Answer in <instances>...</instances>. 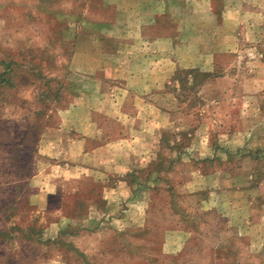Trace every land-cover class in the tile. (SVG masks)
<instances>
[{
	"label": "rangeland",
	"instance_id": "obj_1",
	"mask_svg": "<svg viewBox=\"0 0 264 264\" xmlns=\"http://www.w3.org/2000/svg\"><path fill=\"white\" fill-rule=\"evenodd\" d=\"M84 2L0 6V264H264V0Z\"/></svg>",
	"mask_w": 264,
	"mask_h": 264
},
{
	"label": "crops",
	"instance_id": "obj_2",
	"mask_svg": "<svg viewBox=\"0 0 264 264\" xmlns=\"http://www.w3.org/2000/svg\"><path fill=\"white\" fill-rule=\"evenodd\" d=\"M14 0H0V6H9L13 5L12 7H16L18 9V16L21 22L23 23V26L20 28L21 33H28L25 39L20 38L18 41L19 43H29L28 48H34L36 47L35 45H40V46H47L52 43L49 41V34H50V25L47 24L49 23V20L51 19L52 15H57L56 13L62 14V16H66L65 14L67 13V3L68 0H16L18 1L17 3L13 2ZM75 5H76V10L84 8V1L85 0H74ZM126 4L131 3L129 5L128 9H124L125 12L132 13L135 11L136 14L143 13L144 15H147L151 12L154 13H159L161 12V9H163V5H161V0H149V1H144L142 2L141 0H124ZM172 3V1L170 2ZM16 5V6H15ZM67 8V9H66ZM155 9V11H154ZM69 10V9H68ZM59 14V15H60ZM143 17V15H141ZM50 18V19H49ZM43 23V29H40L39 24L41 25ZM41 26V27H42ZM48 29V33L47 30ZM83 29V27H81ZM61 30V29H60ZM63 30H66L64 28ZM40 33V36H43V43H40V39L38 38L35 39L34 34ZM47 36V41L46 36ZM24 39V40H23ZM6 41V40H5ZM38 41V42H36ZM17 42V43H18ZM0 62H9L7 59L5 60H0ZM34 182H31V185H33Z\"/></svg>",
	"mask_w": 264,
	"mask_h": 264
},
{
	"label": "trees",
	"instance_id": "obj_3",
	"mask_svg": "<svg viewBox=\"0 0 264 264\" xmlns=\"http://www.w3.org/2000/svg\"><path fill=\"white\" fill-rule=\"evenodd\" d=\"M201 76L207 77L208 74H202L197 69H186L176 72L172 78L174 83H179V86L176 87V95L187 99L190 93L193 92L194 85L200 81Z\"/></svg>",
	"mask_w": 264,
	"mask_h": 264
}]
</instances>
